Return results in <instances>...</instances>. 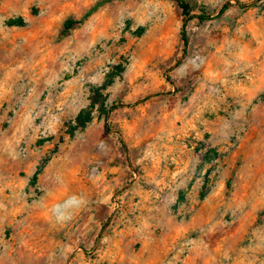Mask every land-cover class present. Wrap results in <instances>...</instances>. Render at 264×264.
I'll list each match as a JSON object with an SVG mask.
<instances>
[{
  "label": "rangeland",
  "instance_id": "1",
  "mask_svg": "<svg viewBox=\"0 0 264 264\" xmlns=\"http://www.w3.org/2000/svg\"><path fill=\"white\" fill-rule=\"evenodd\" d=\"M186 2L0 0V264H264V0Z\"/></svg>",
  "mask_w": 264,
  "mask_h": 264
},
{
  "label": "trees",
  "instance_id": "2",
  "mask_svg": "<svg viewBox=\"0 0 264 264\" xmlns=\"http://www.w3.org/2000/svg\"><path fill=\"white\" fill-rule=\"evenodd\" d=\"M176 4L181 12V15L183 17V20H184V24L182 26V30H181V37H182V41L184 43V46L186 47L188 44H189V39H188V36H187V31H186V23L188 20H191L193 18H197L199 19L200 21H210L213 19V17L207 15L205 13V11H202L201 14L197 15V16H194L192 15V9L189 5V3L186 2V0H176ZM230 5H227V6H224L223 9L219 12V15H222L224 14L228 8H229ZM239 6L243 9V10H247L248 8H250L251 6H253V3L251 4H239ZM83 23V20H79V21H76V20H68L65 22L64 24V34L65 33H68L71 29L75 28V27H78L80 26L81 24ZM150 97H147L141 101H139V103H142V102H146L149 100ZM78 124L80 127L84 128L85 125L89 122V119L86 118V117H83V114H81L78 119ZM122 144H123V141H122Z\"/></svg>",
  "mask_w": 264,
  "mask_h": 264
},
{
  "label": "crops",
  "instance_id": "3",
  "mask_svg": "<svg viewBox=\"0 0 264 264\" xmlns=\"http://www.w3.org/2000/svg\"><path fill=\"white\" fill-rule=\"evenodd\" d=\"M180 150H181V148H180ZM187 154H189V153H187ZM186 154V157L187 158H185V160H187L188 159V155ZM185 156V155H184ZM177 158L180 160V159H183V154H178L177 155ZM180 161H182V160H180ZM1 178V177H0ZM2 183H0V185H1ZM199 185V181H197L196 182V185H194V187L192 188V193H194V191H196V189L199 187L198 186ZM144 195H148L147 193H145ZM150 211L151 212V210H154L152 207H149L148 209H147V211Z\"/></svg>",
  "mask_w": 264,
  "mask_h": 264
}]
</instances>
